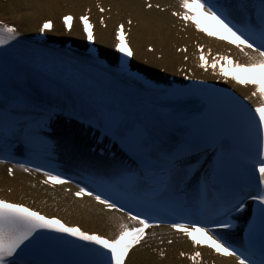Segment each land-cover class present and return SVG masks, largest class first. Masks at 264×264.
<instances>
[{"label": "snow or ice", "instance_id": "snow-or-ice-1", "mask_svg": "<svg viewBox=\"0 0 264 264\" xmlns=\"http://www.w3.org/2000/svg\"><path fill=\"white\" fill-rule=\"evenodd\" d=\"M179 3L183 11L173 15L193 23L198 31L214 35L202 26L201 18H204L234 37L227 42L248 58L247 63L237 62L234 67L248 75H233L231 79L245 87L252 86L245 100L257 97L259 103L255 107L232 94L230 100L206 96L193 86L160 90L164 99L173 102V110L149 116L135 106L124 107L118 97L98 93L91 83L87 88L82 87L79 80L67 81L76 92V99L67 91L61 92L59 87L41 90L30 82L11 83L6 88L3 68L10 52L7 46L15 47L12 42H20V31L0 20V49H3L0 51V145L6 149L23 145L26 150L39 149L50 155L56 145L48 134L62 118L76 121L89 130L98 129V144H110L114 150L108 159L109 149L101 147L100 157L90 165V178L111 194L99 190L94 193L85 185L79 187L76 195L91 197L109 212L120 213L125 204L141 209L135 215L130 214L131 209L123 211L129 222L120 223L114 237H106L0 199V264H125L127 254L144 242L146 229L158 227L150 222L152 217L168 212L179 217L169 226L200 246L203 241L195 233H211L209 224L233 228L232 218L245 211L249 200L256 203V214L248 222L241 248L228 243L220 234L209 235L211 243L207 246L237 264H264V0H225L224 3L179 0ZM147 7L151 9L153 5L148 3ZM100 11L105 9L101 7ZM72 20L71 15L64 17L69 31ZM80 20L86 39L95 44L89 17L84 15ZM131 23L129 20L128 24ZM52 28V21L46 20L39 32H49ZM123 33L121 24L116 51L132 57ZM200 53L201 67L206 69L208 61L203 48ZM57 59L51 53L41 54L38 66L48 68ZM219 61L233 64L229 56H218L211 64L214 71ZM35 66L23 68L26 71ZM120 70L126 71L125 62ZM219 74L225 76L227 83L223 68ZM189 103L193 107L184 111ZM70 142L71 132L66 131L65 143ZM9 162L0 158V164ZM19 167L31 172L23 163ZM13 171L8 168V175L12 176ZM43 175L48 177L46 184L71 182L50 171H44ZM142 215L144 218H140ZM189 216L200 218L192 220ZM200 258V251L190 256L194 262Z\"/></svg>", "mask_w": 264, "mask_h": 264}, {"label": "bare ground", "instance_id": "bare-ground-1", "mask_svg": "<svg viewBox=\"0 0 264 264\" xmlns=\"http://www.w3.org/2000/svg\"><path fill=\"white\" fill-rule=\"evenodd\" d=\"M153 7L146 9L148 3L142 0H0V20L18 27L22 35H32L39 30L42 23L51 20L54 29L51 34L53 40L69 38L77 46H84L85 38L81 27L75 23L72 31L65 34L61 23L65 15L78 18L90 9L96 22V39L103 56L114 58V33L119 24L132 21L130 42L134 48L133 65L153 77H160L161 72L175 75L185 67L194 71L195 58L189 53H178L182 47L189 48L199 37L191 29L185 33L180 31L177 20L168 10H157L170 6H177L174 0H150ZM97 6L105 9L104 15L98 14ZM99 8V9H100ZM106 19V29H102L98 20ZM203 43H212L214 47L222 49L221 44L201 39ZM148 47L154 49L148 52ZM157 55H161L158 60ZM188 57V62L184 59ZM10 193V194H8ZM0 198H6L16 203L33 204L48 216H57L69 225L79 226L89 233H101L114 237L122 220L112 215L104 214L95 207L83 202L71 200L60 191H47L39 187H32L23 176L8 178L0 172ZM190 250V246L180 239H175L172 245L159 246L150 241L134 249L125 264H188L180 258L181 250ZM162 256H165L162 258ZM216 264H232L228 261L215 260Z\"/></svg>", "mask_w": 264, "mask_h": 264}]
</instances>
